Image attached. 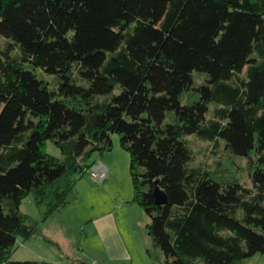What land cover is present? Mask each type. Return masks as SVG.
Wrapping results in <instances>:
<instances>
[{
	"label": "trees",
	"instance_id": "16d2710c",
	"mask_svg": "<svg viewBox=\"0 0 264 264\" xmlns=\"http://www.w3.org/2000/svg\"><path fill=\"white\" fill-rule=\"evenodd\" d=\"M0 35V264H46L12 260L39 233L24 199L47 221L114 135L161 264L264 255V0H0ZM193 136L250 184L195 164Z\"/></svg>",
	"mask_w": 264,
	"mask_h": 264
},
{
	"label": "crops",
	"instance_id": "0c3cea01",
	"mask_svg": "<svg viewBox=\"0 0 264 264\" xmlns=\"http://www.w3.org/2000/svg\"><path fill=\"white\" fill-rule=\"evenodd\" d=\"M114 150L113 146L110 153L94 156L93 168L106 170L107 180L103 184H98L92 181V178L91 180H85V177L78 179L69 205L60 209L47 221H43L41 228L45 227L47 237L51 240L46 239L44 242L40 241L39 244L44 247L48 242L53 248L46 255H40L37 261L46 264L50 262L70 264L71 261H75L74 264L83 262L134 264L135 252L120 225L121 218H123L121 211L126 209L125 204L129 201L127 197L120 194L122 189L120 176L121 168L124 173H128L125 170L128 161L123 156L124 163L118 164ZM68 228L73 230L69 232ZM81 229L85 230L84 236L80 232L76 234ZM74 232L77 237L72 236L71 245L67 241ZM40 234L39 229V233L35 236H40ZM246 264H264V255H256Z\"/></svg>",
	"mask_w": 264,
	"mask_h": 264
},
{
	"label": "rangeland",
	"instance_id": "374dc122",
	"mask_svg": "<svg viewBox=\"0 0 264 264\" xmlns=\"http://www.w3.org/2000/svg\"><path fill=\"white\" fill-rule=\"evenodd\" d=\"M7 39L0 35V48L3 47L6 43ZM41 74V71H40ZM48 80L54 84V76H46ZM198 77V74H196ZM200 83V82H199ZM197 92L194 90L188 91L184 94L182 101L184 104H188L193 102L196 99ZM195 136V135H194ZM191 137V141L193 142V149L195 152V164H208L213 169L219 168L221 169V173H226L229 176H236L239 178L242 183L250 184L248 171L245 170L248 164V158L244 156H236L230 162L226 160V152L224 150V145L217 151L212 143L205 142L199 140L195 137ZM113 144L115 147L114 154L117 156L118 164L122 165L124 163L123 156H125L128 163L125 165V170L128 173H124L123 168H121V187L120 194H123L129 201L125 204L126 209L122 210L121 218V227L128 237V241L130 246H132L133 251L135 252V260L134 264H161L159 259L157 258V254L153 248L152 240L147 231V225L150 223V217L145 213V211L135 202L134 195V185L132 180V174L130 172V155L124 150L121 145L120 136H113ZM48 152L54 156H60V149L52 142H49ZM110 153V152H109ZM101 156V155H100ZM91 180V177L86 174L80 178ZM79 178V179H80ZM93 181V180H92ZM97 186V184H94ZM99 186V185H98ZM129 197V198H128ZM121 207V206H120ZM21 210L24 214L29 215L33 218L34 224L40 229V236H35L31 240H25L23 238H19L17 242L16 249L12 255V260L14 261H37L40 255H46L47 252L52 250V246L47 242L46 246L42 247L40 241L51 240L47 237L45 227L41 228L43 225L42 217L43 211L40 208L33 195H29L26 197L22 203ZM76 216V215H74ZM78 217V216H77ZM74 219V218H73ZM76 224V223H73ZM50 228V225H49ZM74 228V226H73ZM51 229V228H50ZM53 230H56L53 228ZM72 228H68L67 231H72ZM82 233L84 236L85 230L81 229L77 231L76 234ZM69 234V233H67ZM75 232L68 237V242L72 245V236L77 237ZM61 243V241H60ZM74 245V244H73ZM75 261H71L70 264H74ZM49 264H55L54 262H50ZM77 264V263H76Z\"/></svg>",
	"mask_w": 264,
	"mask_h": 264
},
{
	"label": "built area",
	"instance_id": "2783aa9c",
	"mask_svg": "<svg viewBox=\"0 0 264 264\" xmlns=\"http://www.w3.org/2000/svg\"><path fill=\"white\" fill-rule=\"evenodd\" d=\"M87 174L98 184H103L108 178V172L101 168H90Z\"/></svg>",
	"mask_w": 264,
	"mask_h": 264
},
{
	"label": "water",
	"instance_id": "95a60500",
	"mask_svg": "<svg viewBox=\"0 0 264 264\" xmlns=\"http://www.w3.org/2000/svg\"><path fill=\"white\" fill-rule=\"evenodd\" d=\"M153 195L157 205H165L168 203V196L166 191L161 189L159 180L154 183Z\"/></svg>",
	"mask_w": 264,
	"mask_h": 264
}]
</instances>
